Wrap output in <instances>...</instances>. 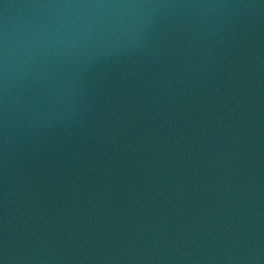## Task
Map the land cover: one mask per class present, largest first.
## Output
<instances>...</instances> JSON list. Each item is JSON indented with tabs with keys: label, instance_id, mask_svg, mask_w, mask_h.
<instances>
[{
	"label": "water",
	"instance_id": "95a60500",
	"mask_svg": "<svg viewBox=\"0 0 264 264\" xmlns=\"http://www.w3.org/2000/svg\"><path fill=\"white\" fill-rule=\"evenodd\" d=\"M0 264H264V0H0Z\"/></svg>",
	"mask_w": 264,
	"mask_h": 264
}]
</instances>
